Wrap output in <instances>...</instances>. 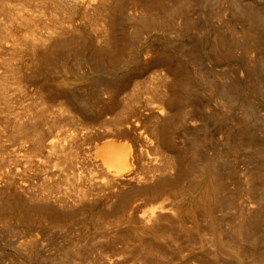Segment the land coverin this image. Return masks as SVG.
I'll return each mask as SVG.
<instances>
[{
  "label": "bare ground",
  "instance_id": "obj_1",
  "mask_svg": "<svg viewBox=\"0 0 264 264\" xmlns=\"http://www.w3.org/2000/svg\"><path fill=\"white\" fill-rule=\"evenodd\" d=\"M19 1L20 0H0V64L1 65L3 64L2 66L4 68L8 69V71L6 70L8 73H9V68L13 69L14 65H13V67H11V66L9 67V65H11V63L8 64L7 58L1 57L5 54L9 53V52H5V51L11 50L10 51L11 53L13 51L15 53H17L19 51L20 52H26L29 55L31 54V58L32 57L34 58V56H32V55L35 54V56H37L36 55V53H38L37 50H39V48H41V47H43L45 49L44 51H47V52L49 50H52V48H50L52 46L51 37H52V35H54V34H51L52 30L54 32L58 31L60 33L64 31V30L60 31L61 29L59 30L58 28H57L58 30H55L52 28L50 29V27L48 26L47 21H46V25L42 26V27H40L39 23H36V24L32 23V25H30V26H32V29H33V24H34L35 29H36V30H34V32L36 34L33 33V31L31 30L30 33L26 32L25 36L21 35L25 31L24 26H23V22H24L23 20H25V18L27 20V17L31 18L33 16V17H36V18H34L35 21L37 19H38L37 21H39V18H41L40 17L41 15H43V18H44V15H46V13L48 14L49 12H48V10H46L48 5L44 7V5L39 4L37 2L39 5L37 7L38 9L34 10L35 8L32 9L30 6H27V3H26L27 0H24L25 3H23V1H22V3H21V1L20 2ZM59 1L62 2V0H55V2H57V3H59ZM90 1L91 0H65V3L68 5H72L73 7L75 6V8H76V6L88 8L87 6H89L91 4ZM124 1H126V0H124ZM197 1L199 3V0H197ZM211 1L217 5L216 9H218V7H219V10H217V12H216V9H214L213 11L216 12L215 13V14H217L216 16L220 17L221 13L223 11L221 9L225 10L227 7L224 5L225 1H226V3L227 2L229 3L230 0L229 1L228 0H202V2H200V4H202V7H204V6L208 5V2L211 3ZM49 2L51 3V1H49ZM188 2H190V1L189 0H177L173 9H170V10H167L166 12H164L165 17L157 15L156 13L150 14V15H148V14L137 15V12H135L136 14H134L133 16H132V14L129 15L131 18L130 21L136 25L137 29H140V28L142 29L144 27V25L145 26H151L153 28L154 26L157 25V23L160 24L159 19H164L163 22H165L168 19H170L175 13L184 14V7ZM17 3L20 4V6H16ZM33 3L35 4V2H33ZM50 3H49V5H50ZM52 3H54V2H52ZM99 3H97V4H99ZM126 3L127 2H125V4ZM129 3H131V2H128V4ZM92 4H94V3H92ZM132 4H130V5H132ZM62 5H63V3H62ZM95 5H96V2H95ZM153 5H156V4H153ZM159 5H161V4H159ZM52 6L50 5L51 8H52ZM125 6H122V7H125ZM168 6H166L167 9H168ZM28 7H30V8H28ZM60 7H61V4H60ZM60 7H58L59 9H57V10L61 12V10L63 8L60 9ZM78 7H77V9H78ZM97 7H100V5ZM110 7H111V5H110ZM129 7L130 6H128V8ZM53 8L51 9L52 11H53ZM86 8H85V11H86ZM82 9H84V8H82ZM91 9H93V8H91ZM104 9H105V7H104ZM106 9H108V8L106 7ZM133 9H136V8H133ZM57 10L55 8L54 11H57ZM68 10H71V9H68ZM231 10H233V11H231ZM58 11H57V13H58ZM71 11H70V14H71ZM99 11H100V9H99ZM229 11H231L232 14H234V13L239 14L240 16H242L244 18L245 25L243 24L242 28L244 26L246 31L248 30L249 32L248 31L247 32L250 33V40H248V44H252V45H256V46H257V44L259 45L258 38H260L259 36L261 35V33L264 29V9L258 8L254 4H244L240 0H231ZM65 12H67V11H65ZM90 12H92V10ZM90 12H89V14H92ZM61 13H59V14H61ZM73 13L74 12H72V14ZM120 13L121 12H119L118 15H120ZM139 13L141 14L140 11H139ZM50 14H48L46 16L50 17L49 16ZM84 14H86V12ZM116 14H117V12H116ZM51 15H54V14L52 13ZM61 15H64V14L62 13ZM124 15L125 14H123V16ZM65 16H67L66 13H65L64 17ZM123 16L121 18H123ZM33 17L31 18L32 22H33ZM80 17H82V16H80ZM84 17H88V16H84ZM91 17H92V15H91ZM93 17H96V16H93ZM100 17H102V16H100ZM47 18H46V20H47ZM69 18L70 17L68 16L67 19H69ZM174 18H175V16H174ZM31 19H30V21H31ZM50 19H52V18H50ZM50 19L48 21H50ZM107 19H108V17H107ZM216 19H218V18H216ZM54 20H52V21H54ZM62 20H63V18H62ZM62 20L60 19V21H62ZM83 20H85V19H83ZM184 20H185V18H184ZM43 21L45 23V20H43ZM187 21L189 22L188 18L186 19V22ZM231 21H235V20L232 19ZM55 22H56V20H55ZM63 22H64V20H63ZM168 22H169V20H168ZM183 22H185V21H183ZM192 22H191V24H192ZM25 23L26 22H24V25H26ZM44 23H43V25H44ZM54 23L52 22L51 25L53 26ZM91 23H94V22H92V18H91ZM123 23L127 24L128 21L127 22L124 21L121 24L123 25ZM171 23H173V21ZM27 24H29L28 21H27ZM57 24L59 25V21ZM97 24H98V22H97ZM97 24H95V25H97ZM99 24H101V23H99ZM117 24H119V23H117ZM161 24H162V22H161ZM184 24L185 23H183L182 26L180 25L177 28V31L179 33H183L190 26V25H184ZM226 24H227V22H226ZM58 25H56V26L58 27ZM63 25H64L63 27H66L65 23ZM69 25H70V23H69ZM78 25H79V23H78ZM22 26H23V31L21 33V30H22L21 27ZM160 26H158V27H160ZM162 26H163V24H162ZM192 26H194V24ZM227 26H228V24H227ZM67 27L69 28L70 26H67ZM223 27H225V26H223ZM26 28L27 27L25 26V29ZM70 28H69V30H70ZM72 28H74V27H72ZM89 28H91V27H89ZM108 28H109V30L113 31L111 26H109ZM132 28H131V30H132ZM101 29H102V27H100L99 30H101ZM117 29H115V30H117ZM126 29H129V28H126ZM220 29H222V28H220ZM225 29H227V27ZM28 30H30V28H28ZM65 30H67V28ZM99 30H98V32H99ZM123 30L124 29L121 27L120 30L118 29L117 31H120L118 34V41L123 42V47H124V46H126V44L131 43L132 36L130 33H126ZM230 30H231V28H230ZM96 31L94 30V32H96ZM239 31H238V33H239ZM243 31L246 32L245 30H243ZM58 32H56L57 35L59 34ZM220 32L222 33V31H220ZM220 32L218 31V32L213 34V36H212L213 38H211V41L209 43L205 44V49L207 48V52L210 51V54L212 56H214V57L217 56V57L222 58V57L226 56L228 52L234 51V48H236V47H234L233 45L230 46L229 45L230 43L228 44L229 39L225 38ZM224 32H226V31H224ZM228 32H231V31H228ZM64 33H66V32H64ZM241 34L242 33H240V35ZM57 35H54V36L56 37ZM235 35L237 37L239 36L237 33ZM244 35H243L242 40L245 41L246 38ZM64 36H66V35H64ZM233 36H234V34H233ZM60 37H62L61 34L59 35V38ZM105 37H104V39H105ZM63 38H65V37H63ZM57 39H58V36H57ZM66 39H64V40H66ZM239 39H240V37H239ZM61 40H62V38H61ZM67 40H69V39H67ZM78 40H79V38H78ZM106 40L110 44L113 45L112 50L117 51V45H118L117 44V37H116L114 31L112 33L108 34V38ZM236 40H237V38H236ZM99 41H101V40H99ZM231 41H233V38L230 40V42ZM238 41H240V40H238ZM75 42H77V41L75 40ZM104 42H106V41H104ZM59 43L61 44L62 42H59ZM80 43H81V41H80ZM232 43L233 42H231V44ZM237 43L235 42L236 45H237ZM60 44H58V45H60ZM97 44L100 45V43H97ZM104 45H105V43H104ZM106 46H108V45L106 44ZM240 46H242V44ZM57 47L58 46L56 45L55 48H57ZM55 48L53 49L54 51L57 50ZM177 48H178V46H177ZM58 49H60V48H58ZM95 50H97V53L95 52V54L99 59L97 64H96V65H99L98 70L100 72H102L103 74H113V73L115 74V72L118 70V68L116 66H114V65L104 66L103 61H100L102 58L101 53H102L103 49L102 48H98V49L96 48ZM237 50H239V49H237ZM245 50L246 49L241 50L242 53ZM159 51H160V49H159ZM159 51L157 53L158 54L157 56H160V57L164 58L166 61H169L172 63V67H169L172 71L171 72L172 74H170V73L169 74L171 76H173L174 80H173V82H170V83L168 82L169 89H168V91H167V89L164 90L167 92V93L165 92L166 94L164 93V91H162L164 93V95L161 94L158 96V93L156 94V92H158L160 89L156 88L155 86L152 88L150 87L151 89L148 88L149 90H145L142 93L140 92V90H138V91L135 90L136 92H133L134 94L131 93V94H133V95H131L133 97H130L129 101L127 102V106L125 107V109L122 110L123 114H121V115L117 114L118 116L116 114H114L116 117H114V116H112V117L107 116L106 117L105 116L106 119L103 118L104 119L103 123L99 120L100 118L96 119V117L94 116L96 122L99 120L100 122L99 121L98 122L102 123V124L101 125L97 124L98 128H96L97 125L95 126V123L93 122L94 126H95L94 128H96V130L93 129V131L90 130L91 128L89 126H88L89 130H87L88 129L87 126H84V127H86V129H85L86 131L84 130V131H80L81 133H78L77 130L80 128L82 129V127L77 126L76 131H72V130H74V128L69 127L71 129V131L67 132V130L68 131L70 130V129H67L68 128L67 126H66L67 127L66 128L65 126L61 125L62 127H65L66 130H62L61 128H58L59 126H57V128L55 130H51L53 127L51 128V126L48 127L49 125H47V127L44 130L45 132H47L49 134L46 138V143H45V140L43 142V141H40L37 139L38 141H40V143L37 141L38 142L37 144H39V145H37V147L43 146V151L45 150L46 151L45 153L46 154L48 153L47 156H49V157L50 156L52 157L53 155L54 156L57 155L59 157V160L62 159L61 161H58V162L64 163V164L60 163L62 166L64 165L63 168L60 165H58V167H57L56 166L57 164H55V163H54V167H57V168L61 167V170L60 169L59 170L61 171V173H65L66 168L69 167V169H70V163H72V160L70 161V159H68L69 156H68V158L67 157L64 158L65 161H67L66 159L69 160V162H68L69 165H68V163L65 164L66 162H64L63 158H62L65 156L64 155L65 150L67 151V149L68 150L71 149V148H67V147H70V145H71L74 147V150H75V148L78 146L76 142L79 143L80 141H82L84 144L87 143L88 146L85 144L87 147H84V150L87 151L89 154H91L94 157V159L96 161L95 164H97V167L99 165V167L97 170L96 165H95V169L97 170V174H95V175L93 173H96V170H95V172H92L91 171L92 169L90 168L91 169L90 171L92 172V175L94 176L95 179L93 178L92 175H89L91 172L88 174L89 169H88V172H86V171L84 172L83 170H82V172L81 171L80 172H81V174L84 172L86 175L91 176V178L94 179V180L91 179V181L93 180L95 185H97L101 188L107 189L108 193H111V194L114 192V190L116 189L117 186H118L117 188H119L121 185H122L121 187H123L124 186L123 184H125V185L130 184L132 188L129 187L130 185H128V187H127L128 189L131 188L132 190H135L137 188L136 190L138 193L139 189H140V188L138 189L139 186L134 188L132 185L135 182L136 183L139 182L141 185V181L144 182L145 180L146 181L148 180L149 186H151L152 184H155V183H156L155 185H157V183L158 184L160 183L162 186H165L168 183L166 181H168L171 178V176L175 177L174 179L182 180L184 182V184H181V185L179 184L180 186L178 187L179 188L178 190L176 189V191L174 190V192L172 190V192H171L170 191L171 189H170L169 190L170 194H169V191L166 189V186L164 187L166 190L162 187L163 188L162 190L160 189V190H158L159 192L153 193L154 189L149 188V186L147 187V185H148L147 183H145V185L147 184L146 186L142 184V186H145L143 188H145V189L149 188L152 192V194H151V192H149L148 189L145 190L146 192L148 191L150 193L149 195L147 194V196H146L147 197L146 200H148V203H146L147 201L145 203L149 207L145 210L139 209V208H141L138 205L140 203L137 204L138 206L136 204L132 205L134 202L132 204H130L132 202L130 200L131 201V202L129 201L130 205L127 202H126V204L122 205L121 202L125 203V201L124 200L120 201V207H121V205H122V207L123 206L126 207L124 212L121 211L124 214L126 213V215L123 214L125 216L124 221H126L127 223L132 222L131 223L132 225L127 226L125 229L122 228L127 233L126 237L128 236L130 239L128 238V241H124V240L121 241L120 240V242L118 240L119 243L116 240H115L116 242L112 241L113 239L108 242L109 244H107V242H104L109 247V250L111 248V250L110 251L108 250L109 252L108 253L106 252V254H104L105 249H103L102 244H100L101 247L98 246L97 244H95V245H97V247H100V249L102 248L104 250L103 251L104 255H103V254H101L102 251L100 252V251H98L99 250L98 248H97L98 250L95 248L98 252H100V253H98L99 255H97V256L100 257V254L102 255L100 257V259H98V260H101L103 262L105 261L106 264H121L122 262L124 264L126 262L125 260H128V259L130 260V258L133 260H131L130 262L127 261L129 264H131L133 262L134 263L138 262V264L139 263L141 264L143 261H144L143 262L144 264H145V262H147V264L148 263L149 264H166L171 260L170 264H174V263L176 264V261H174L172 258L178 257V259L183 264L185 262L187 263L191 260L193 262H195V264H264V116H260V114H259V116H256L255 112H256L257 107H258L256 104L257 102L254 103L255 102L254 101L253 104H252V102L249 103L250 100H249V102H246L248 100L247 98L250 97V96H248V94H250V92H252V91L247 93V98H245V99H247L246 101L243 99L244 97L241 98V95H240L241 94L240 90L243 91V89L245 88L247 90L251 89V90L255 91L256 93L258 92L259 94L264 96V54L261 53L262 52L261 49L259 52L253 53L254 56L249 54V52H248L249 50L247 51L248 53L244 52V55H245V53L249 54V59L246 61L247 66H246L245 71H244L245 78H243V79H246V82L241 84V86L244 85V86H242L243 89L237 88V90L240 89L238 91L240 93H238V92L236 93V94H238V97H239L238 99L235 98L236 94L234 95L232 93V91L230 90L231 89L230 87L232 86L231 84H230L231 85L230 87H229V85H228V87H226L227 86L226 85L225 87L223 86V88H221L222 84L223 85L227 84L226 81H222L223 83H220L221 85L217 86L219 83L216 84V87H217L216 88V87H214L215 83H213V85H214L213 87L216 88L215 89L216 91H218L217 89L221 88L219 91L220 95H222L221 97H225L227 103H229V104L231 103L228 106L225 104L226 102L223 101L225 104V109H222L220 107H221L223 102L220 100H224V99L219 100L220 101L219 103H221V105H220L217 102V98H216V103H217V105L218 104L220 105V107H219V105L218 106L213 105L214 104L212 102L214 100V99H212L213 97L209 98V99H204L203 97H200L201 94L204 92L205 93L206 92L211 93V92H209V89H208L210 84H208L206 82V83H204V85H202V84H200L201 82L200 83L197 82L196 78L198 79V77L195 78L196 75L194 76V71H193L194 67L192 68V65L190 64V62H188V61L185 62L184 61L185 59L178 56V51L176 53V51L174 49L171 51H168L170 54H167L164 52H159ZM191 51L196 52V50H191ZM41 52H43V51L41 50ZM50 52H49V54H50ZM105 53H106V50H105ZM46 54H48V53H46ZM50 55H51L50 57L53 58L52 57L53 54H50ZM54 55H56V54H54ZM57 55H58V53H57ZM176 56H177V58H175ZM246 56L247 55H245V57ZM173 57L175 59H173ZM48 58H49V56H48ZM194 58H196V57H194ZM247 58L248 57H246V59ZM180 59H183V60H180ZM20 61L21 60L19 59L18 62L21 63ZM23 61H22V63H23ZM6 62L8 64V66L6 64L4 65V63H6ZM38 63H40V61ZM118 63L123 64L122 61H119ZM46 64H48V61ZM5 66H7L8 68ZM122 66H124V65H122ZM122 66L119 65V70L122 69L121 68ZM16 67H19V66L16 65ZM169 68L167 69V71H170ZM17 69L18 68H16V70ZM14 70H15V68H14ZM15 71H12V73ZM213 71H215V70H213ZM21 72H22V70L20 71V73ZM161 72H160V74H161ZM12 73H9V74L14 76V74L16 75L19 72L17 73V71H16V73H14V74H12ZM212 73L213 74H211V75H215L214 72H212ZM4 74L5 73L3 72V75ZM163 74H164V72H163ZM201 74H198L197 76H199ZM3 75H1V73H0V77ZM20 75H18V76H20ZM13 76H11V78ZM26 76H27V74H26ZM165 76H164V79L166 78ZM203 76L204 75H201V76H199V78L200 77L205 78ZM22 77H20V78H22ZM153 77L154 76H152L151 78H153ZM160 77H161V75H160ZM14 78H15L14 80H17V81H19V79H20L19 77H18L19 79L17 78V75L14 76ZM157 78H159V76H157ZM1 79H2V77H1ZM3 79H5V77ZM3 79L1 80L2 82H0V86H1L0 88H4V85L6 84L5 83L2 87L1 83H3ZM6 79H7V77H6ZM8 79H10V78H8ZM164 79H161V80L164 81ZM226 79L227 78H225L224 80H226ZM243 79L239 80V81H243ZM10 80H6V82H8ZM155 80H154V78L152 79V81H154V82H155ZM214 80H213V82H214ZM217 80H218V78H217ZM11 81H10V83H11ZM146 81L147 80L145 79L144 82H146ZM149 81H151V80H148V82H146L145 84L152 82V81L151 82H149ZM231 81H229V82H231ZM15 82H14V84H15ZM55 82L56 83H54V84L57 88H61V86H63L65 83V81L62 79L61 80L59 79ZM113 82L114 81L111 79L103 80V81L99 82L95 87H92L90 89L86 88V90L83 89V91H82L83 93L80 94L79 97H77V98L74 94L73 89H71V90L67 89L66 92H67V95H69L71 97L69 101H71L72 99L76 100V101L77 100L82 101V103H84V105L86 107L88 106L90 108H93V110H96L97 113L99 112L98 116H100V113L103 112L104 110H106L105 112L108 111L105 108H110V106H111V108H114V106H113L114 100H115L114 97L116 96L115 90H117L118 88L116 89L113 85V87L115 88V90H113V92H114V97H113L112 89H114V88L110 89V87H112L110 84ZM154 82H152V83H154ZM202 82H204V81H202ZM218 82H220V81H218ZM232 82H234V81H232ZM115 83H113V84H115ZM7 84L10 85L9 83H7ZM205 84H207L208 87L205 86ZM237 84L238 83H236V82L233 83L232 87H235V86L238 87ZM13 85H11L12 87L10 86V88H9L12 91L11 93H13V91H14V90H12ZM16 85H17L16 86L17 88H15V87L14 88L17 91V90H19L18 83ZM52 85H53V83H52ZM117 85L119 86V84H117ZM148 85L152 86L150 84H148ZM157 87H158V85H157ZM239 87H240V85H239ZM145 88H146V86H145ZM214 88H212V90ZM227 88H230V89H227ZM6 89H7V87H5L2 90L6 91ZM78 89L81 92V89L79 87H77V90ZM232 89H234V88H232ZM25 90H27V89H25ZM47 90L49 91V89H47ZM53 90H54V88H53ZM247 90H246V92H247ZM5 91L4 92L1 91V93H5ZM22 91H24V90H21L20 92H22ZM56 91H58V90L56 89ZM56 91H53V93L57 94L58 92L56 93ZM235 91H233V92L235 93ZM20 92H19V94L21 95ZM24 92H22V93H24ZM62 92H63V90H62ZM62 92L60 94H62ZM66 92H63V95ZM75 92H77V91L75 90ZM80 92L78 91L76 93V95ZM162 92H160V93H162ZM219 92H217V93H219ZM11 93H8V94L10 95ZM8 94H6V97H8ZM156 95H157V97H156ZM213 95H214V92H213ZM2 96H3L2 99H6V98H4L3 94H2ZM206 96H207V94H206ZM215 96H214V98H215ZM263 96H261V97H263ZM204 97H205V95H204ZM233 97L236 99V100L233 99L236 101V102L234 101V103L232 101ZM8 98H10V97H8ZM115 98H117V97H115ZM125 98H127V97H125ZM9 100L10 99H8V101ZM5 101L3 103H5ZM16 101L18 102L19 100H16ZM122 101H123V103L121 106L123 108L125 106V105H123L125 103V101L124 100H122ZM256 101H258V100H256ZM3 103H2V105H3ZM6 103H8V102H6ZM4 105H6V106H3L5 108L6 107L9 108L10 106L13 107V104L12 105L10 104V106L7 104H4ZM209 106H211L210 107L211 111H208ZM3 107H1V108L5 110V108H3ZM217 107H219V109ZM17 108H18V106H17ZM2 109H1V111L4 112V110H2ZM10 109H13V108H9V110ZM109 110H112V109H109ZM113 110H115V109H113ZM118 110H119V108H118ZM1 111H0V115H2ZM6 111H7V109H6ZM11 113L14 114L15 113L14 110ZM97 113H96V116H97ZM107 113H109V112H107ZM110 113H116V112L112 111ZM117 113H120V110H119V112L117 111ZM258 113H257V115H258ZM13 114H12V117H13L12 119H14L13 121H15ZM91 114L93 115V112H91ZM105 115H106V113H105ZM109 115L111 116V114H109ZM102 116L103 115H101V117ZM17 117H20V116H17ZM41 117L39 116V119L35 118L34 120H32V118H31V120L33 121L34 124L36 122V125H37V121H35V120L37 119L39 121L41 119ZM16 120H18V121H17V123L15 122L14 124H19V122L21 124L24 121V117L22 119V115H21V117L16 119ZM47 120H46V122H47ZM13 121H11V122H13ZM32 121L31 122L28 121V122H29V124L30 123L32 124V125L30 124L31 126H35L32 123ZM11 122L9 124H11ZM24 123L26 124L27 122L24 121ZM44 123H45V121H44ZM47 123H49V121ZM25 124H23V125L26 126ZM86 124L89 125L88 123H86ZM92 124H91V126H93ZM7 125H8V123H7ZM23 125H19V127H21ZM27 126L24 128L22 127V128L25 129V128H27ZM12 127H15V126L13 125ZM19 127H15V128L16 129L18 128L20 130ZM3 128H5V127H3ZM3 128L0 130V133L3 132ZM33 128L31 127L30 129L33 130ZM30 129H28V130H30ZM19 130H16V131H19ZM32 130H30V131L32 132ZM12 131H13V129H12ZM20 131L22 132V129ZM4 132H5V130H4ZM6 132H7V129H6ZM6 132H5V134H6ZM31 132H29L30 133L29 140L31 139ZM53 132H54L55 136H52L53 134H51V133H53ZM19 133L20 132H18V134H16L17 136H14V137L12 136V137L13 138H15V137L21 138V136H19ZM3 134L4 133H1L2 136H6ZM11 134L13 135V133H11ZM11 134L8 133V135H11ZM25 134H27V131H24V134H23L25 136V138L22 135L24 140L23 139L20 140L18 138L13 139V138H10L11 136L8 137L9 139H12L11 141H9L7 136L4 139L0 138V145L2 142L1 140L8 141L9 143L11 142L10 145L7 142H5V144L3 142L2 143L3 145H1L2 147H1L0 151H2L3 153L0 154V176L2 178H4V180H3L4 187H8V188H9V186L15 187V189L17 190V191L15 190V191L19 195H23V193H27V192H28L27 194H29L28 189H32V188H30L28 183L29 182L34 183L33 181H30L31 176L29 177L28 174L25 176L24 173L21 174L22 171L25 172L28 169L26 167L27 165L24 166L23 164H21L24 159L21 161V159H19L20 156L18 155V153L21 151V149L26 148V145L28 142H30V141L32 142L34 140V136H32V140L28 141L29 135L27 136V139H26ZM36 134H37V132L34 133L33 135H36ZM6 138H7V140H5ZM36 138H39V137H36ZM25 141L27 142L26 145H25ZM31 142L28 144L30 145ZM33 142H35V140ZM42 143H44V144L42 145ZM73 143L74 144L76 143L75 144L76 147H75V145H73ZM13 144H16L17 146L16 145L12 146ZM32 145L36 146V143H34ZM79 145H81V144H79ZM9 146H12V149L10 148V150L7 151ZM37 147H36L37 150L32 148V149H34L33 151H35L36 153H38V151L41 152L42 147H40L41 148L40 150ZM73 147H72V149H73ZM28 148H29V146H28ZM28 148H27V150H29L30 152L29 151H27V152H28V155L30 156V154H32V152L30 150L31 148H29V149ZM80 148L82 151V148H83L82 145L80 146ZM72 149L69 150L68 153L70 154V157H71V154H74L72 156L75 157V153H76V157L74 158L75 160L73 159V157H71L74 160L73 161V164H74V162L77 163L76 162L77 157L82 158V156H81L82 154L81 155L77 154L78 150L74 153L72 151ZM77 149H79V146ZM164 149L166 151H168V149H169L170 150L169 153L164 152L163 151ZM244 151H245L246 155H245V153H243ZM68 153L66 152V155H68ZM79 153H80V151H79ZM46 154L43 153L41 155L44 156ZM61 154L64 156L61 157ZM242 154L247 156V159L249 160V162H247V160L245 161V159H244L245 156H242V157H243L244 161L247 162L246 164H249V166H247L246 170L243 171V174L238 175V177H234V178H237V180H236L237 184L235 181H234L235 183L233 182V184H231L232 180L229 181L230 182L229 184H231V187H230L227 184L228 183L227 180L230 178L234 179L233 177H231V175L233 176V175H236L238 173L234 169L235 168L237 169L238 165L236 164V162L238 163L237 160L240 159L239 156ZM24 155H25V152H24ZM33 155H34V152H33L32 156ZM37 155H40V153H38ZM78 155H80V156H78ZM91 155H88V156H91ZM21 156L24 158L27 155L23 156V153H22ZM29 156L27 158L26 157L25 158L26 159L29 158V161L32 160L31 162H33L34 160L32 158L35 155L33 157L32 156L29 157ZM47 156H45L44 158L48 159ZM58 157H57V159L53 158V162H56L58 160ZM93 157H92V159H93ZM35 158H36V156H35ZM44 158L43 157L41 158L44 161L43 163L41 162L42 160L40 161L42 163V165H44V163H45ZM88 158H87V161H88ZM37 159H38V156H37ZM49 159L52 160V158H49ZM54 159H55V161H54ZM82 159H85V158H82ZM82 159H81V162H83ZM243 159H242V161H243ZM78 160H80V159H78ZM89 160H90V158H89ZM93 161L91 160L92 163H90V166H91V164H93V166H94ZM24 162H26V160ZM47 163H48V165H46V166H49V164H50V167L53 166L52 162H50V163L47 162ZM30 164H28V166H30ZM86 164H87V162H85V165ZM65 165H68V166H65ZM77 165H80V166H78V168L81 167V164H77ZM82 165H84V164H82ZM88 165L89 164H87V166H83V167L88 168ZM234 165L235 166L237 165V167L234 168ZM12 166H15V167L21 166V168L20 169L17 168L15 170V168ZM75 166H76V164L71 167V170L73 167L75 168ZM74 168H73V172L72 171H70V172L73 173V176L75 175L74 176V179H75L78 177V175L76 176V174L78 172L75 173V171H78L79 169L77 167L76 168L78 170H76ZM85 168H83V169L85 170ZM21 169H23V170H21ZM69 169H67V170H69ZM241 169H239V170H241ZM17 170H20V171L17 172ZM243 170H244V168H243ZM62 171H64V172H62ZM80 172L78 174H80ZM59 173H58V175H59ZM23 175L25 176L24 180H23ZM55 175H56V173H54V176ZM62 175L64 176V174H62ZM62 175H59V176H62ZM68 175H69V171H66L65 176L68 177ZM167 175H171L170 178ZM71 176H72V174H71ZM79 176H80V177H78L79 179L77 178L79 181L82 178L86 177V176L83 177V174L79 175ZM55 177H57V176H55ZM66 178L64 177L63 179H66ZM58 179H60V178H58ZM74 179L71 180L70 175H69V181L70 180L73 181ZM174 179L173 180L171 179L170 181L175 182L176 180H174ZM20 180H23L26 184L23 182L21 184ZM82 180H81V182H83ZM53 181H55V180H53ZM64 181L62 179L60 180V182H64ZM86 181H85V183H86ZM150 181L151 182L153 181V183H151ZM182 181H180V183ZM36 182L33 185H36ZM47 182H49V180ZM55 182H53L52 184H54ZM58 182H59V180H58ZM58 182H56V183H58ZM74 182L79 187L80 184L77 183L78 181L77 182L73 181L70 184L75 185ZM161 182H166V183H165V185H163ZM172 182H171V184H172ZM177 182L178 181H176L175 186H176V184L179 183V182L178 183ZM50 183H51V181H50ZM81 184H83V183H81ZM91 184L89 182V185H91ZM119 184H121V185L119 186ZM171 184L170 185L168 184L167 186L173 187L174 184L173 185H171ZM235 184L238 186L237 191L234 190V188H233L234 186H236ZM55 186H54V188H52V186L48 187V188H52L53 190L55 189V191L57 192L58 189H56L57 186L56 187ZM75 186H74V188H75ZM80 186H82V185H80ZM142 186H141V188H142ZM82 187H79V188H81L83 190ZM89 187H91V186H89ZM89 187L87 186L88 190H89ZM76 188H77V186H76ZM152 188H154V187H152ZM155 188H157V187H155ZM158 188H160L159 185H158ZM2 189H4V188H2ZM85 189H84V191H85ZM87 189H86V191L89 193L90 190L88 191ZM131 189H130V191H131ZM157 189H155V190H157ZM42 190H45V189H42ZM82 190H81V192H84ZM30 191H32V190H30ZM123 191H124V188H123ZM126 191H128V190H125V193H127ZM135 191H134V193H135ZM142 191L144 192V190H142ZM164 191H166V192L168 191V196L166 195L167 193H165ZM0 192H1V195L4 193V191L2 192L1 190H0ZM43 192L44 191H42L41 193H43ZM77 192L81 193L80 191H77ZM85 192H84V194L81 193L78 196L83 195L82 197H84ZM79 193H76V194H79ZM120 193L121 192H119V194ZM13 194H14V192H13ZM44 194H47V192L46 193L44 192L43 195ZM127 194L130 195V192ZM32 195H33V193H31V196ZM125 195H123V196H125ZM132 195H135V194H132ZM132 195H130L131 198H129V199H133ZM137 195H140V194H137ZM16 196H15L14 200H17ZM34 196L36 197V195H34ZM115 196H116V194L114 195V197ZM123 196H121V197L123 198ZM4 197H6V196H4ZM17 197H20V196H17ZM26 197H28V196H26ZM42 197H38L36 199L39 200V198H42ZM47 197H49V196L47 195ZM112 197H113V195H112ZM139 197H137V199ZM140 198H142V196ZM45 199H46V196H45ZM45 199L42 200V202L40 200L41 203L37 202V200L35 201L37 203H35V202L34 203L36 204V206H37V204H44L45 202L43 203V201L47 202V200H45ZM1 200L4 202L6 201V199L3 200V198ZM31 200L33 201V199H31ZM115 200L117 203L118 197ZM115 200H114V202H115ZM125 200H127V199H125ZM135 200H136V197H135ZM142 200H141L140 206L144 203V200H143V203H142ZM20 202L22 205L20 207H22V208L20 211H18V213L20 212L19 214H21L23 212L21 214L23 216V217H21V219L23 218L24 222L25 221L28 222L27 226L29 228H32L34 225L39 224L40 222L45 220L44 217H42V215L39 216V215L33 214V212L34 213L37 212L36 211L37 208L27 206L21 200H20ZM145 203L143 204V206L145 205ZM149 203H151V204L148 205ZM9 204L10 203H8L6 205H8L10 207ZM127 204L129 206H125ZM46 205H47V203H46ZM118 205H116V206H118ZM3 206H1V207H3ZM8 206H6V207L11 211V208H9ZM15 206H16V204H15ZM40 207H42V206H39L38 208H40ZM113 207H115V205H113ZM45 208L43 210L44 213H45ZM121 208H120V210H121ZM40 210H42V209H40ZM118 210L119 209H117L116 212H118ZM120 210H119V212H120ZM10 211H8L7 213L11 214ZM16 211H17V209H16ZM111 211H113V210H111ZM42 212H40V214ZM47 212L49 213L47 215H49V216L51 215L50 219H51L52 215H54V213H56L53 211V209L48 210ZM97 212L99 213V211H97ZM97 212H95L93 214L96 215ZM103 212L104 211H102V212L100 211V213H102V214L105 213V216H106L107 211L104 213ZM7 213H4L5 217H6ZM44 213H42V214H44ZM109 213H110V211H109ZM116 214L117 213H115L114 215L112 214L113 216L111 217V220L114 218V216H117ZM120 214L122 215V213H120ZM12 215H13V213H12ZM55 215L53 217L57 218V216H55ZM60 215H58V217H60ZM49 216L47 218L50 221ZM110 216L111 215H109V217ZM91 217H93V216H91ZM100 217H102V216H100ZM100 217H99V219H100ZM104 217H102V219ZM107 217H108V215H107ZM119 217H116V218H118V220H119ZM11 218H13V217H11ZM97 218H98V216H97ZM35 219H37V220H35ZM102 219H101V222H102ZM106 219H108V218H106ZM120 219L122 220L123 218L121 217ZM9 220H5V221H9ZM58 220L62 221L60 219H58ZM94 220H95V218H94ZM97 220H95V222H97ZM118 220L116 223L119 224ZM21 221H23V220H21ZM52 221H55V220L51 219V222ZM115 221H112V222L115 223ZM46 222H47V220H46ZM108 222L112 223V222H110V220H107V223ZM57 223H58V221L55 223L57 225V226L55 225V228L57 227V229H58ZM104 223H106L105 219H104ZM40 224L42 225V227H43V225L44 226L46 225V224H42V223H40ZM47 224H48V222H47ZM65 225H67V224H65ZM107 225H109V224H107ZM113 225L114 224L112 223V226ZM59 226L61 227V225H59ZM110 226H111V224H110ZM124 226H126V224ZM16 228H18V230L21 231V227H20V229H19V227H16ZM43 228H47V227H43ZM52 228H54V227H52ZM122 229H119V230H122ZM50 230H51V228H50ZM116 230H118V229L116 228ZM116 230H114L113 232L111 230H108V232L110 231L113 233L110 235L109 239H111L113 236H115V238L117 239L116 235H118V232ZM60 231H62V228ZM51 232L49 231V233H51ZM57 233L60 234L59 232H57ZM109 233H108V235H109ZM43 234H45V232H43ZM114 234H116V235H114ZM121 234H123L122 236L125 237L124 232ZM51 235H52V233H51ZM68 235H69V233L67 232V237H68ZM76 235H77V233H76ZM103 235L108 236L105 233ZM50 236H49V238H50ZM70 236L71 235H69V237ZM79 236H80V234H79ZM44 237H46V234L43 237H40V240H41V238H44ZM64 237H62V238L60 237L61 240ZM105 237L102 236L101 240L104 241L103 240V238H104L107 241V239ZM126 237L124 239H127ZM49 238H47L48 241H49ZM70 238H69V240L71 241L72 237H70ZM25 240H26V238H24L23 241H16V245H15V249H17V251H18L17 253L22 254L23 261L15 259L14 262H6L7 259H5V258L7 256V252H5L2 248V246L0 245V264H34V259L39 258L38 256L43 254V252L45 251L44 250L43 252H41L42 249H40V248H43L44 245L41 243V241H39V238H38V241L37 240L36 241H29L28 239H27L28 241H25ZM43 240H45V238ZM51 240H52V238H51ZM54 240H52V242ZM63 240L66 241L65 239H63ZM73 240H74V238H73ZM75 241H77V240H75ZM75 241H74V243H75ZM13 242H15V241H13ZM94 242H95V240H94ZM7 243H8V241H7ZM7 243L4 244V246L5 245L8 246ZM74 243H72V245ZM116 243L119 244L120 246L122 244L121 248H123V251L125 250L124 253L127 251V255H129L128 254V252H129L131 254L130 255L131 257L130 256L126 257L127 256L126 254H125V256H121L122 254L121 255L117 254V253H119L117 251L121 252L122 250L121 249L118 250V248H116L117 249V251H116L113 249V245L114 244L116 245ZM82 245H85V244H82ZM82 245H80V246H82ZM92 246L94 248V245H92ZM92 246H90V247H92ZM58 247H60V246L58 245ZM70 247H71L70 245H69V247L67 245V248L70 249ZM83 247L84 246H82V250H83ZM108 247L106 248V250L108 249ZM64 248H65V250H68V249H66V246ZM85 248H86V246H85ZM62 249H63V247L61 248V251L63 252L64 249L63 250ZM75 249H76V247H75ZM79 249H81V248H79ZM79 249L76 252L72 251L73 250L72 249L71 251L73 252V255H75L77 252H80ZM112 249L114 251H116V254H114V251ZM133 249L139 250V251H137V253L139 252V254H136L137 256L136 255L132 256L133 253L135 252V250H133ZM182 249L186 253L184 252L182 254L181 253ZM54 250H55L54 252H56L57 248ZM82 250H81V253H78V254L81 255ZM91 251L94 252V250H91ZM91 251L88 250V253L89 252L91 253ZM51 252L53 253V251H51ZM72 252H71V254H72ZM74 252H75V254H74ZM84 252H86V249L83 251V253ZM39 253H41V254H39ZM94 253L97 254L96 252H94ZM160 253H162L164 256H160L161 255ZM46 254H47V252H46ZM64 254L66 255V252L63 253L62 255L64 256ZM71 254H70V256H71ZM86 254H87V252H86ZM48 255H49V253L47 254V256ZM77 255H76L77 260L75 259L76 261H74V259H73V262H71L70 261V258L72 259V256H71L69 258V260L67 258L68 262L70 261V264H72V263L73 264H81L80 262H78V259L80 257L78 255V258H77ZM90 255H92V253ZM33 256H34V259H33ZM47 256H46V258H47ZM51 256H54V255H50V257ZM68 256L69 255L65 256V259ZM87 256H88V254L85 257H87ZM44 257H45V255H44ZM50 257H48V258H50ZM58 257L59 256H57V258H55V259L57 260L60 258V257L59 258ZM99 257H97V258H99ZM73 258H74V256H73ZM90 258L92 259V256ZM97 258L93 257L94 260L90 259V261L94 262ZM186 258L191 259V260L186 261ZM39 259H42V257H40ZM39 259H37V260H39ZM178 259H176V260H178ZM54 260L51 262L52 264H53V262H55ZM62 260H64V257ZM62 260L59 259V261L58 260L57 261H58V263L60 262V264H61ZM85 260H87V258H85ZM98 260H96V261L98 262ZM140 260L142 262H139ZM172 260L174 261V263L172 262ZM41 261L39 263H41ZM79 261H81V259ZM83 261H81V262H83ZM88 262H89V260H88ZM47 263H50V262H47ZM63 263L64 264L67 263L66 260L63 261ZM90 263H88V264H90ZM55 264H56V262H55ZM83 264H85V263H83ZM86 264H87V262H86ZM98 264H100V263H98ZM189 264H190V262H189Z\"/></svg>",
  "mask_w": 264,
  "mask_h": 264
},
{
  "label": "rangeland",
  "instance_id": "obj_2",
  "mask_svg": "<svg viewBox=\"0 0 264 264\" xmlns=\"http://www.w3.org/2000/svg\"><path fill=\"white\" fill-rule=\"evenodd\" d=\"M21 1V3H22V1H23V3H25V1L24 0H20ZM19 1V2H20ZM49 1H51V3L52 2H54V3H50ZM92 1V2H91ZM90 1V5L89 6H87L88 8H86V7H78V6H76V8H75V6L73 7L72 5H68V4H66L65 3V0H62V2L61 1H59V3H57V2H55V0H27L26 1V3H27V6H30L32 9H34V10H36V9H38L37 7L39 6L38 5V3L39 4H42V5H44V7L45 6H47V9L46 10H48V14H50L51 12L56 16H54V15H49L50 17H48V16H46V15H48L47 13H46V15H44V18H43V15H41L40 17L42 18H39V21H35L34 20V18H36V17H33V22H32V17L30 18V17H27V20H26V18H25V20H23L24 22H26L25 24L26 25H24V22H23V26H24V32L22 33V31H23V26L21 27L22 28V30H21V35H24L25 36V34H26V32H29L30 33V31L32 30L33 31V33H35L34 32V30H36L35 29V26H34V24H36V23H39L40 24V27H42V26H45L46 25V21H47V24H48V26L50 27V29L52 28V29H55V30H60V31H63V32H58V31H53L52 30V32H51V34H54V35H57V33L56 32H58L59 34L57 35L58 36V39H57V36L55 37L54 35H52V37H51V40H52V46L50 47V48H52V50H49L48 52L47 51H44L45 49L43 48V47H41V48H39V50H37V52L38 53H36V55L37 56H35V54L34 55H32V56H34V58L32 57L31 58V54L29 55V54H27L26 52H17V53H15L14 51L11 53L10 51H5V52H9V53H7V54H5V55H3V56H1L2 58L3 57H5V58H7V60H8V64H10L11 63V65H9V67L11 66V67H13V65H14V68H15V70H16V68H18L16 71H17V73L18 74H16L17 75V78L19 77H22V78H18L19 79V81H17V80H14L15 78H14V76H16L14 73H16V71L14 70V68L12 69V68H9V73H12V71H15V72H13L12 74H14V76L13 75H11V74H9L7 71H8V69H6V68H4L1 64H0V73H1V75H3V72L5 73L3 76H1L2 77V79L5 77V79H3V83H1V85H2V87H3V85H4V88L5 87H7V89H6V91L5 90H2V89H4V88H0V90L2 91V92H4L5 91V93H1V91H0V108L1 107H3V106H6V105H4V104H7V105H9L10 106V104L12 105L13 104V107L12 106H10L9 108H13V109H10L9 110V108H5V107H3V108H5V110L4 109H2V110H4V112L6 111V109H7V111L9 112H3V111H1V109H0V111H1V113H2V115H0V130L3 128V127H5L6 129H7V132H6V129L5 128H3V132H1V133H4L3 135H6L7 136V138L8 137H10V138H13L14 136H17L16 134H18V132H20L19 133V136H21V138L19 137H15V138H13V139H16V138H18V139H23L24 140V138H25V136L23 135L24 134V131H27V134H25L26 135V139H27V136L29 135V137H28V141H30V140H32V136H34V140H35V142H31V144L29 145L28 143H30V142H26L25 141V145H26V143H27V145H26V148H23V149H21V151L19 152L21 155H22V153H23V156H25V155H27V156H25L26 158L29 156L28 155V152L27 151H29V150H27V148H28V146H29V148H31L30 150H31V152H32V154H33V152H34V155L36 156V158H35V156L33 157L32 156V154H30V156H32L31 158L34 160L33 162H31V161H29V158L28 159H26L25 157L23 158L19 153H18V155L20 156V158L19 159H21V161H22V163L21 164H23L24 166L25 165H27L26 167H27V171H25V172H21V174L22 173H24V175L26 176L27 174L29 175V177L31 176V180L30 181H33L34 183H28L29 184V186H30V188H32V189H28V191H29V194H27V193H23V195H19L16 191V189H15V187H12V186H9V188L8 187H4V182H3V180H4V178H2L1 176H0V190L3 192L4 191V193L1 195V192H0V207L1 206H3V207H1L0 208V245L2 246V248H3V250L5 251V252H7V256H6V258L5 259H7L6 260V262H14L15 261V259H17V260H20V261H23V256H22V254H18L17 252V249H15V245H16V241H23L24 240V238H26V240L25 241H28L30 238V240L29 241H38V238H39V241H41V243L44 245L43 246V248H40V249H42L41 250V252H43L44 250V252H43V254L45 255V257H44V255L43 254H41V253H39V254H41V255H39L38 257L40 258V257H42V259H39V258H35L34 259V256H33V259H34V264H50L55 258H57V256H61L63 253H65L66 252V255L64 254V256L62 255L59 259L60 260H62L63 259V257H64V260H62L61 261V264H64L63 263V261H65L66 260V262L67 263H65V264H70V261L71 262H73V259H74V261H76L77 259H76V255L78 254V253H81V250H82V246H84L83 247V250H82V254L80 255V254H78L79 255V259H78V262H80L81 264H83V263H85L86 264V262H87V264L88 263H92V264H98V263H100V264H106L105 263V261L103 262V261H101V260H98V259H100V257L102 256L101 254H103V249H105V253L104 254H106V252L108 253L110 250H111V248H110V250H109V247L104 243V242H107V244H109L108 242L110 241V240H112V241H117L118 242V240H119V242H120V240L121 241H128V236L126 237V235H127V233H126V231L125 230H123L122 228H126L127 226H129V225H132L131 223L132 222H129V223H127L126 221H124L125 220V216L124 215H126V213L124 214L123 212H124V210H125V208L126 207H122V205H124V204H126V202L129 204L131 201V203L130 204H132L133 202V204L132 205H134V204H138V203H140L141 204V200L143 199L144 200V203L146 202V203H148V200H146V196H147V194L149 195L150 193L149 192H151V190L149 189V188H151V189H154V192L153 193H155V192H159L158 190H162L165 186H166V189L169 191L170 189V191L172 192V190H173V192H174V190L176 191V189L178 190L179 188V186L181 185V184H184V182L182 181V180H177V179H174L175 177H172L171 175H167V176H169V178H170V176H171V178L168 180V181H166V182H168L166 185H165V183L166 182H161L163 185H165V186H162L160 183L158 184L157 183V185H155V184H152L151 186H149V182H148V180L146 181H141V185H140V183L139 182H135L132 186L134 187V188H136V187H138V189H139V192L137 193V188L135 189V190H132L131 188V185L130 184H127V185H125V184H123L126 188L128 187V185H130L129 187H131V188H125L124 186L123 187H121L122 185L121 184H119V188H117L116 187V189L114 190V192L111 194V193H108V190L107 189H104V188H101V187H99V186H97V185H95L94 184V176L92 175V172H95V165H96V168H97V170H98V167H99V165H98V167H97V164H95L96 163V161H95V159H94V157L91 155V154H89L87 151H85L84 150V147H87L88 146V144L87 143H83L82 141H80L79 143L78 142H76L77 143V145L79 146V149H77L78 148V146L76 147V143L74 144L73 143V145H75V150H74V147L73 146H71L70 145V147H67V148H71L72 149V147H73V149H72V151L75 153L77 150V154H82L81 156H82V158H85V159H82V158H78L77 157V160L78 159H80V160H76V162L77 163H75L74 162V164H73V161L75 160L74 158L76 157V153H75V157L74 156H72V155H74V154H71V157H73V159L70 157V154L68 153L69 152V150H71V149H67V151L65 150V153H64V155H62L61 154V157L62 156H64V157H62L63 158V161L64 162H66L65 164H67L68 162H69V160L68 159H70V161L72 160V163H70V169H69V167L68 168H66V170H65V173H66V171H69V175H70V179L72 180V179H74V176H73V168H72V170H71V167L73 166V165H75L76 164V166H75V168L74 169H76V170H78V171H75V173L76 172H82V170L85 172H88V169H89V172H88V174L89 175H92L93 176V178H91V176H89V175H86L84 172L82 173L83 174V177L84 176H86L85 178H80L83 182H81V180L79 181L78 179V177H80L79 175H82L81 174V172H80V174H76V176L78 175V179L77 178H75L73 181H78L77 183H79L80 185H82V186H80L79 185V187H82L83 188V190L81 189V188H79L78 187V185L75 183V185L77 186V188H76V186L75 185H71L70 183H72L73 181H69V175H68V177L67 176H65V173H61V167L60 166H62L61 164H64V163H59L58 161H61V160H59V157L56 155V156H47V154L45 153L46 151L44 150L43 151V146H40V147H42V150H41V152L40 151H38V153H40V155L41 154H46V155H37L38 153H36L35 151H33L34 149L35 150H37L36 149V147H37V145H39V144H37L38 142L40 143V141H43L44 142V140H45V143H46V138H47V136L49 135L47 132H45L44 130H45V128L47 127V125H49L48 127H50L51 126V128L53 127H55L54 129L52 128L51 130H55L56 128H57V126H59L58 128H61L62 130H66V128L67 129H70L69 127H72V128H74V130H72V131H76V129H77V126L78 127H82V129L80 128V129H78L77 131H78V133H81L80 131H84L85 129H86V127H84V126H87V130H89V127L91 128L90 130H92L93 131V129L94 130H96V128H98V125H101L103 122H104V119H106V117L108 116V117H112V116H114V117H116L114 114H119V115H121V114H123V109H125V107L127 106V102L129 101V99H130V97H133V96H131V95H133L134 93L133 92H136L135 90H140V92L142 93V92H144L145 90H149V89H151L152 87H156V88H159L158 90V92H156V94L158 93V96L159 95H161V94H163L164 95V93L166 92V91H164L165 89H167V91H168V89H169V84H168V82L170 83V82H173V76H171L170 74H172L171 72V69L169 68V67H172V63L171 62H169V61H166L164 58H162V57H160V56H157L158 54V51H159V49H160V51L159 52H164V53H167V54H170L168 51H171V50H175L176 51V53H177V51H178V56H180L181 58H184L185 60V62L186 61H188V62H190V64L192 65V68H193V71H194V76H195V78L196 77H198V79L196 78V80H197V82L198 83H200V84H202V85H204V83H208V84H210L209 85V87L207 86V84H205V86H207L208 87V89H209V92H211V93H202L201 94V96L200 97H203L204 99H209V98H212V99H214L212 102L214 103H212L213 105H217V103H216V98H217V102L219 103L220 101H224V102H226L225 104L226 105H230L229 103H227V101H226V98L225 97H221L222 95H220V89L221 88H223V86L225 87L226 85V87H228V85H229V87L232 85L233 86V83H238L239 85H240V87H239V85L237 84V86L238 87H230V88H227V89H230L231 91H232V93L235 95L240 89H238L237 90V88H241V89H243V87L242 86H244V85H242L241 86V84L242 83H244V82H246V79H243V78H245V75H244V71H245V68H246V66H247V60L249 59V54H251V55H253L254 56V54L253 53H256V52H259L260 51V49H261V53L262 54H264V29H263V31H262V33H261V35L259 36L260 38H258V43H259V45L257 44V46L256 45H252V44H248V40H250V33H248L247 31H246V29H245V27L243 26V28H242V25L244 24L245 25V21H244V18L242 17V16H240L239 14H236V13H234V14H232V12L231 11H233V10H231V11H229V7H230V4H231V0L229 1V3L227 2L226 3V1H225V6H227L226 7V9L224 10V9H221V10H223L222 11V13H221V16L220 17H218V16H216L217 14H215L216 12H217V10H219V7H218V9H216L217 8V5L215 4V3H213L212 1H211V3H209L208 2V5L207 6H204V7H202V4H200V2H202V0H199V3H198V1L196 0H189L190 2H188L186 5H185V7H184V14H182V13H175L170 19H168L169 20V22H168V20L167 21H165V22H163L164 21V19H159V23L160 24H158L157 23V25L156 26H154L153 28L151 27V26H145L144 25V27L141 29H137V27H136V25L135 24H133L130 20H131V18H130V16L129 15H131L132 14V16L134 15V14H136L135 12H137V15H142V14H148V15H150V14H154V13H156L157 15H160V16H164L165 17V13L164 12H166L167 10H170V9H173V7L175 6V3L177 2V0H126V1H124V0H91ZM109 1V2H108ZM240 1H242L244 4H254V5H256L258 8H261V9H264V0H240ZM33 2H35V4L33 3ZM38 2V3H37ZM47 2V3H46ZM95 2H96V5L97 6H99L100 5V7H97L96 5H95ZM100 2V3H99ZM125 2H127L126 4H125ZM128 2H131V3H129L128 4ZM153 2V3H152ZM155 2V3H154ZM159 2V3H158ZM16 3V2H15ZM44 3V4H43ZM49 3H50V5L52 6V8H53V11L55 10V8H56V10L57 9H59L58 7H60V4H61V7H60V9H62L61 10V12L65 15V13L67 14V16H65L64 17V15H61L62 13L60 12V11H58V13H57V11H52L51 9V7H50V5H49ZM62 3H63V5H62ZM92 3H94V4H92ZM97 3H99V4H97ZM120 3V4H119ZM122 3V4H121ZM133 3V4H132ZM30 4V5H29ZM35 6H34V5ZM37 4V5H36ZM46 4V5H45ZM57 4V5H56ZM130 4H132V5H130ZM144 4V5H143ZM148 6H147V5ZM151 4V5H150ZM153 4H156V5H153ZM159 4H161V5H159ZM57 7H56V6ZM108 5V6H107ZM110 5H111V7H110ZM126 5V6H125ZM168 6V9H167V7L166 6ZM215 5V6H214ZM16 6H20V4H18L17 3V5ZM65 6V7H64ZM67 6V7H66ZM71 8H70V7ZM103 6V7H102ZM119 6V7H118ZM122 6H125V7H122ZM128 6H130L129 8H128ZM156 6V7H155ZM160 8H159V7ZM224 6V7H225ZM30 7H28V8H30ZM73 7V8H72ZM77 7H78V9H77ZM96 7V8H95ZM102 7V8H101ZM104 7H105V9H104ZM106 7L108 8V9H106ZM118 9H117V8ZM132 7V8H131ZM50 8V9H49ZM82 8H84V9H82ZM85 8H86V11H85ZM91 8H93V9H91ZM115 8V9H114ZM121 10H120V9ZM133 8H136V9H133ZM143 8V9H142ZM45 9V8H44ZM43 9V10H44ZM68 9H71V10H68ZM76 11H75V10ZM88 9V10H87ZM96 9V10H95ZM99 9H100V11H99ZM117 9V10H116ZM214 9H216V12L215 11H213ZM81 10V11H80ZM83 10V11H82ZM92 10V12H90ZM95 10V11H94ZM126 10V11H125ZM65 11H67V12H65ZM70 11H71V14H72V12H74L72 15L70 14ZM90 13H92V14H89V12ZM107 11V12H106ZM111 13H110V12ZM128 11V12H127ZM139 11L141 12V14L139 13ZM56 12V13H55ZM65 12V13H64ZM81 12V13H80ZM86 12V14H84ZM97 12V13H96ZM105 12V13H104ZM115 12V13H114ZM116 12H117V14H116ZM119 12H121L120 13V15H118L119 14ZM124 12V13H123ZM130 12V13H129ZM231 12V13H230ZM59 13H61V14H59ZM127 13V14H126ZM34 14V13H33ZM70 14V15H69ZM89 14V15H88ZM96 14V15H95ZM100 14V15H99ZM102 14V15H101ZM123 14H125L124 16H123ZM224 14V15H223ZM232 14V15H231ZM35 15V14H34ZM91 15H92V17H91ZM117 15V16H116ZM127 15V16H126ZM224 17H223V16ZM231 15V16H230ZM53 16V17H52ZM68 16L71 18H69V19H67L68 18ZM80 16H82V17H80ZM84 16H88V17H84ZM90 16V17H89ZM93 16H96V17H93ZM100 16H102V17H99ZM104 16V17H103ZM120 16V17H119ZM123 16V18H121ZM174 16H175V18H174ZM233 16V17H232ZM48 17V18H47ZM107 17H108V19H107ZM31 19V21H30V19ZM46 18H47V20H46ZM50 18H52V19H50ZM62 18H63V20H64V22H63V20H62ZM85 19V20H83V19ZM91 18H92V22H94V23H91ZM94 18V19H93ZM184 18H185V20H184ZM188 18V20H189V22L187 21L186 22V19ZM216 18H218V19H216ZM224 18V19H223ZM29 19V20H28ZM50 19V21H48ZM56 20V22H55V20ZM60 19L62 20V21H60ZM89 19V20H88ZM104 19V20H103ZM173 19V20H172ZM235 20V21H231V20ZM43 20H45V23H44V21ZM52 20H54V21H52ZM59 21V25L57 24L58 23V21ZM95 20V21H94ZM107 20V21H106ZM109 20V21H108ZM119 20V21H118ZM193 22H192V21ZM229 20V21H228ZM27 21H28V23L29 24H27ZM67 21V22H66ZM84 21V22H83ZM127 22L128 21V23L125 25L124 23H123V25L121 24L122 22ZM173 21V23H171ZM183 21H185V22H183ZM219 21V22H218ZM44 23V25H43V23ZM51 22V23H50ZM52 22L55 24H53V26L51 25L52 24ZM97 22H98V24L99 23H101V24H97ZM121 22V23H120ZM161 22H162V24H163V26H162V24H161ZM191 22H192V24H191ZM226 22H227V24H228V26H227V24H226ZM32 23H34L33 24V29H32V26H30V25H32ZM65 23V25H66V27H63L64 24ZM69 23H70V25H69ZM73 23V24H72ZM78 23H79V25H78ZM87 23V24H86ZM91 23V24H90ZM114 23V24H113ZM117 23H119V24H117ZM183 23H185L184 25H190L183 33H179L178 31H177V28L181 25H183ZM190 23V24H189ZM224 23V24H223ZM68 24V25H67ZM90 24V25H89ZM93 24V25H92ZM95 24H97V25H95ZM131 24V25H130ZM165 24V25H164ZM194 24V26H192ZM56 25H58V27L56 26ZM73 25V26H72ZM83 25V26H82ZM86 25V26H85ZM92 25V26H91ZM118 25V26H117ZM133 25V26H132ZM161 25V26H160ZM25 26L27 27L26 29H25ZM61 28H60V27ZM67 26H70L69 28H70V30H69V28L67 27ZM109 26H111V28L113 29V31H114V33H115V35H116V37H117V51L116 50H112L113 49V45L112 44H110L106 39L108 38V34H110V33H112L113 31H111V30H109ZM158 26H160V27H158ZM219 26V27H218ZM223 26H225V27H223ZM54 27V28H53ZM56 27V28H55ZM72 27H74V28H72ZM89 27H91V28H89ZM98 27V28H97ZM100 27H102V31L101 30H99L100 29ZM119 27V28H118ZM123 28L124 30L123 31H125L126 33H130L131 34V36H132V41H131V43H128V44H126V46H124L123 47V42H119L118 41V34H119V32L120 31H117L118 29L120 30V28ZM133 27V28H132ZM135 27V28H134ZM162 27V28H161ZM191 27V28H190ZM227 27V29H225ZM28 28H30V30H28ZM58 28V29H57ZM67 28V30H65ZM77 28V29H76ZM84 28V29H83ZM87 30H86V29ZM94 28V29H93ZM118 28V29H117ZM126 28H129V29H126ZM131 28H132V30H131ZM150 28V29H149ZM220 28H222V29H220ZM224 28V29H223ZM230 28H231V30H230ZM74 29V30H73ZM89 29V30H88ZM104 29V30H103ZM115 29H117V30H115ZM137 29V30H136ZM145 29V30H144ZM229 29V30H228ZM233 29V30H232ZM240 31H239V30ZM245 30L246 32H244L243 30ZM38 30V29H37ZM73 32H72V31ZM77 30V31H76ZM83 30V31H82ZM91 30V31H90ZM94 30L96 31V32H94ZM98 30H99V32H98ZM129 30V31H128ZM136 30V31H135ZM142 30V31H141ZM204 32H203V31ZM70 31V32H69ZM86 31V32H85ZM105 31V32H104ZM111 31V32H110ZM132 33H131V32ZM220 32V31H222V35L225 37V38H228L229 39V42H228V44L231 46V45H233L234 47H236V48H234V51H232V52H228L227 53V55L226 56H224V57H222V58H220V57H214V56H212L211 54H210V51L209 52H207V48L205 49V44L206 43H209L210 41H211V38H213L212 36H213V34L214 33H216V32ZM224 31H226V32H224ZM228 31H231V32H228ZM238 31H239V33H238ZM243 31V32H242ZM64 32H66V33H64ZM72 32V33H71ZM79 32V33H78ZM81 32V33H80ZM228 32V33H227ZM68 33V34H67ZM76 33V34H75ZM95 35H93V34ZM105 33V34H104ZM238 34L239 36L237 37L235 34ZM240 33H242L241 35H240ZM248 33V34H247ZM36 34V33H35ZM62 35V37H60L59 38V35ZM103 34V35H102ZM137 34V35H136ZM233 34H234V36H233ZM245 34V35H244ZM64 35H66V36H64ZM97 35V36H96ZM227 35V36H226ZM243 35L245 36V41L244 40H242L243 39ZM248 35V36H247ZM54 36V37H53ZM106 36V37H105ZM63 37H65V38H63ZM102 37V38H101ZM104 37H105V39H104ZM237 38V40H236V38ZM239 37H240V39H239ZM53 38V39H52ZM61 38H62V40H61ZM69 39V40H67V39ZM75 38V39H74ZM78 38H79V40H78ZM233 38V41H231V42H233L232 44H231V42H230V40ZM64 39H66V40H64ZM96 39V40H95ZM50 40V41H51ZM75 40L77 41V42H75ZM98 40V41H97ZM99 40H101V41H99ZM235 40V41H234ZM238 40H240V41H238ZM247 40V41H246ZM64 41V42H63ZM80 41H81V43H80ZM97 41V42H96ZM103 41V42H102ZM104 41H106V42H104ZM244 41V42H243ZM58 42V43H57ZM59 42H62L61 44L59 43ZM235 42L237 43V45L235 44ZM242 42V43H241ZM77 43V44H76ZM84 43V44H83ZM97 43H100V45L99 44H97ZM104 43H105V45H104ZM121 43V44H120ZM247 43V44H246ZM58 44H60V45H58ZM83 44V45H82ZM106 44L108 45V46H106ZM242 44V46H240ZM54 45V46H53ZM58 46L57 48H55V46ZM209 45V44H208ZM236 45V46H235ZM98 46V47H97ZM177 46H178V48H177ZM209 47V46H208ZM240 47V48H239ZM43 48V49H42ZM57 49V50H53V49ZM58 48H60V49H58ZM98 49V48H102L103 49V51H102V53H101V56H102V58H101V60L100 61H103V63H104V66H106V65H110V66H112V65H114V66H116L117 68H118V70L115 72V74L113 73V74H103L102 72H100L99 70H98V67H99V65H96L97 64V62H98V57L96 56V54H95V52L97 53V50H95V49ZM43 51V52H41V50ZM164 49V50H163ZM177 49V50H176ZM237 49H239V50H237ZM244 49H246L245 51H243V53H242V51L241 50H244ZM95 50V51H94ZM105 50H106V53H105ZM122 50V51H121ZM191 50H196V52H193V51H191ZM249 50V51H248ZM51 51V52H50ZM57 51V52H56ZM249 52V54H246L245 53V55H247L246 57H248L247 59H246V57H245V55H244V52ZM255 51V52H254ZM49 52H50V54H53L52 55V57L53 58H51L50 56V54H49ZM61 52V53H60ZM247 52V53H248ZM46 53H48V54H46ZM57 53H58V55H57ZM54 54H56V55H54ZM62 54V55H61ZM156 54V55H155ZM196 56H195V55ZM64 55V56H63ZM123 55V56H122ZM126 55V56H125ZM243 55V56H242ZM47 56V57H46ZM48 56H49V58H48ZM62 56V57H61ZM56 57V58H55ZM60 57V58H59ZM121 57V58H120ZM179 57V58H180ZM194 57H196V58H194ZM199 57V58H198ZM39 60H38V59ZM42 58V59H41ZM116 58V59H115ZM124 58V59H123ZM175 58H177V56L175 57ZM174 57H173V59H175ZM19 59L21 60L20 62L21 63H19L18 61H19ZM36 61H34V60ZM54 59V60H53ZM127 59V60H126ZM24 60V61H23ZM62 60V61H61ZM180 60H183V59H180ZM22 61H23V63H22ZM31 61V62H30ZM40 61V63H38ZM42 61V62H41ZM47 61H48V64L50 65H48V64H46L47 63ZM60 61V62H59ZM64 61V62H63ZM119 61H122L123 62V64L122 63H118ZM166 61V62H165ZM45 62V63H44ZM112 62V63H111ZM165 62V63H164ZM43 63V64H42ZM55 63V64H54ZM57 63V64H56ZM7 65L8 66V64H7V62L6 63H4V65ZM22 64V65H21ZM59 64V65H58ZM166 64V65H165ZM16 65H18L19 67H16ZM119 65H124V66H122L121 68L122 69H120L119 70ZM169 65V66H168ZM7 66H5V67H7ZM33 66V67H32ZM126 66V67H125ZM168 66V67H167ZM124 67V68H123ZM3 68V69H2ZM8 68V67H7ZM169 68V70L170 71H167V69ZM65 69V70H64ZM212 69V70H211ZM7 70V71H6ZM22 70V72L20 73V71ZM33 70V71H32ZM158 70V71H157ZM196 70V71H195ZM213 70H215V71H213ZM162 71V72H161ZM24 72V73H23ZM160 72H161V74H160ZM163 72H164V74H163ZM167 72V73H166ZM212 72H214V74L215 75H211V74H213ZM158 73V74H157ZM170 73V74H169ZM197 73V74H196ZM202 73V74H201ZM21 74V75H20ZM26 74H27V76H26ZM29 74V75H28ZM156 74V75H155ZM198 74H201V75H204L203 77H205V78H202V77H200L199 78V76H201V75H199V76H197ZM223 74V75H222ZM13 76L12 78H11V76ZM18 75H20V76H18ZM160 75H161V77H160ZM166 75V76H165ZM219 75V76H218ZM226 75V76H225ZM152 76H154L153 78H154V80H155V82L154 81H152V79L153 78H151ZM157 76H159V78H157ZM164 76L166 77L165 79H164ZM216 78H215V77ZM221 76V77H220ZM1 77H0V79H1ZM6 77H7V79H6ZM169 77V78H168ZM225 79V78H227L226 80H224L223 78ZM8 78H10V79H8ZM25 78V79H24ZM151 78V79H150ZM168 78V79H167ZM217 78H218V80H217ZM229 78V79H228ZM1 79V80H2ZM23 79V80H22ZM64 80L65 81V83H64V85L63 86H61V88H57L56 86H55V84L54 83H56L55 81H57V80ZM107 79H111V80H113L114 82L113 83H115V84H113V83H111L110 85L112 86V87H110V89H112V88H118L117 90H115V88L114 89H112V95H113V97H114V92H113V90H115L116 92H115V97H117V98H115L114 97V108H111V106H110V108H105V109H107L108 111L107 112H109V113H107V112H105L106 110H104L103 112H101L100 113V116H98L99 115V112L97 113V111L96 110H93V108H90V107H86L85 105H84V103H82V101H76V100H71V101H69L70 100V96L69 95H67V92H66V90L68 89V90H71V89H73L74 90V94H75V96H76V98L77 97H79V95L80 94H82L83 92V89H85L86 90V88L87 89H90V88H92V87H95L99 82H101V81H103V80H107ZM147 80L146 82H148V80H151L152 82H154V83H152L151 81H149V82H151V83H147V84H145L146 82H144V80ZM158 79V80H157ZM161 79H164V81H162ZM209 79V80H208ZM215 79V80H214ZM243 79V81H239V80H242ZM0 80V82H2ZM6 80H10L11 81V83H10V81H8V82H6ZM21 80V81H20ZM142 80V81H141ZM201 80V81H200ZM213 80H214V82H213ZM234 81V82H229V81ZM245 80V81H244ZM16 81V82H15ZM202 81H204V82H202ZM210 81V82H209ZM212 81V82H211ZM218 81H220V82H218ZM222 81H226L227 82V84H225V85H221L220 83H223ZM240 83H239V82ZM14 82H15V84H14ZM160 82V83H159ZM225 82V83H226ZM7 83H9L10 85H8ZM18 83V88H19V90H17L16 91V89L15 88H17L16 86V84ZM52 83H53V85H52ZM213 83H215L214 85H213ZM219 83V84H218ZM14 84V85H13ZM67 84V85H66ZM117 84H119V86L117 85ZM121 84V85H120ZM148 84H150V85H152V86H149ZM156 84V85H155ZM216 84H218L217 86H219V85H221L222 87L220 88V89H217L218 91H216L215 89L217 88L216 87ZM231 84V85H230ZM7 85V86H6ZM11 85H13V89L12 90H14L13 91V93H11L12 91L9 89L10 88V86ZM48 85V86H47ZM113 85H114V87H113ZM117 85V86H116ZM157 85H158V87H157ZM65 86V87H64ZM72 86V87H71ZM145 86H146V88H145ZM149 86V87H148ZM216 87V88H214V87ZM1 87V86H0ZM12 87V86H11ZM15 87V88H14ZM48 87V88H47ZM54 88V90H53V88ZM56 87V88H55ZM68 87V88H67ZM70 87V88H69ZM77 87H79L80 89H81V92H80V90L78 89L77 90ZM82 87V88H81ZM151 87V88H150ZM214 88L213 90H212V88ZM135 88V89H134ZM142 88V89H141ZM149 88V89H148ZM219 88V87H218ZM232 88H234V89H232ZM25 89H27V90H25ZM47 89H49V91L47 90ZM52 89V90H51ZM56 89L58 90V91H56ZM144 89V90H143ZM21 90H24V91H22V92H24V93H22V92H20ZM62 90H63V92H66L64 95H63V92H62ZM65 90V91H64ZM75 90L78 92H80V93H78L77 95H76V93L77 92H75ZM134 90V91H133ZM236 90V91H235ZM246 90L247 89H243V91H241L240 90V92H241V98H243L246 102H249V100H250V102L249 103H251L252 102V104H253V102L254 103H256L257 104V110H256V112L258 113V115H257V113L255 112V114H256V116H259V114H260V116H264V96L263 95H261V94H259L258 92V94L255 92V91H253V90H251V89H248L247 90V92H246ZM27 91V92H26ZM53 91H56V93L57 94H55V93H53ZM60 91V92H59ZM162 91H164V93L162 92ZM233 91H235V93L233 92ZM250 91H252V92H250ZM19 92L21 93V95L19 94ZM62 92V94H60ZM160 92H162V93H160ZM213 92H214V95H213ZM217 92H219V93H217ZM240 92H238V93H240ZM250 92V94H248V96H250L249 98H247V93H249ZM8 93H11L10 95L8 94ZM131 93H133V94H131ZM167 93V92H166ZM165 93V94H166ZM217 93V94H216ZM246 93V94H245ZM253 93V94H252ZM2 94L4 95V98H6V99H2L3 98V96H2ZM6 94H8V97H10V98H8V97H6ZM19 94V95H18ZM23 94V95H22ZM144 94V93H143ZM206 94H207V96H206ZM209 94V95H208ZM204 95H205V97H204ZM212 95V96H211ZM216 95V96H215ZM233 95V96H234ZM69 96V97H68ZM214 96H215V98H214ZM254 96V97H253ZM261 96H263V97H261ZM67 97V98H66ZM125 97H127V98H125ZM129 97V98H128ZM156 97H157V95H156ZM199 97V98H200ZM10 99L9 101L11 102H9L8 101V99ZM125 98V99H124ZM236 99H238L239 97H238V94H236V97H235ZM234 97L232 98V101H233V103H234V101L236 100ZM245 98H247V99H245ZM13 99V100H12ZM117 99V100H116ZM201 99V98H200ZM220 99H224V100H220ZM233 99H235V100H233ZM253 101H252V100ZM6 100V101H5ZM16 100H19L18 102L16 101ZM122 100H124L125 101V103L123 104V105H125L123 108H122V103H123V101ZM220 100V101H219ZM256 100H258V101H256ZM5 101V103H3ZM6 102H8V103H6ZM74 102V103H73ZM81 102V103H80ZM224 102L222 103V105H221V103H219L220 105H221V107H220V105H219V107L220 108H222V109H225V104H224ZM236 102V101H235ZM2 103H3V105H2ZM117 105H116V104ZM80 104V105H79ZM224 104V105H223ZM83 105V106H82ZM217 105V106H218ZM17 106H18V108H17ZM85 106V107H84ZM16 107V108H15ZM20 107V108H19ZM83 107V108H82ZM121 107V108H120ZM211 106H209L208 107V111H211V108H210ZM219 107H217L218 109H219ZM227 107V106H226ZM15 108V109H14ZM118 108H119V110H120V113H117V111L119 112V110H118ZM88 109V110H87ZM109 109H112V110H109ZM113 109H115V110H113ZM13 110H14V114L13 113H11V112H13ZM92 110V111H91ZM88 111V112H87ZM112 111H114V112H116V113H110V112H112ZM125 111V110H124ZM91 112H93V115L91 114ZM95 112V113H94ZM106 113V115H105V113ZM122 112V113H121ZM8 113V114H7ZM11 113V114H10ZM18 113V114H17ZM96 113H97V116H96ZM104 113V114H103ZM263 113V114H262ZM12 114H13V116H14V118H15V121H13L14 119H12L13 117H12ZM17 114V115H16ZM20 114V115H19ZM109 114H111V116L109 115ZM262 114V115H261ZM9 115V116H8ZM16 115V116H15ZM21 115H22V119H23V117H24V121L25 122H27L26 124L24 123V121L20 124V122H19V124H14L15 122L17 123V121L18 120H16V119H18V118H20L21 117ZM101 115H103L102 117H101ZM17 116H20V117H17ZM39 116L41 117V119L38 121L37 119H39ZM95 116L96 117V119L98 118H100L99 120L102 122V123H99L98 121V123L96 122V120H95V117L93 118V117ZM106 116V117H105ZM118 116V115H117ZM45 119H44V118ZM91 117V118H90ZM30 118V119H29ZM31 118H32V120H34L35 118H37L35 121H37V125H36V122H35V124L33 123V121L31 120ZM43 118V119H42ZM104 118V119H103ZM26 119V120H25ZM29 119V120H28ZM48 119V120H47ZM103 121H102V120ZM21 120V119H20ZM46 120H47V122L49 121V123H47L46 122ZM9 121V122H8ZM11 121H13V122H11ZM31 122L32 121V123L36 126H31L30 124H29V122ZM43 121V122H42ZM44 121H45V123H44ZM11 122V124H9ZM90 122V123H89ZM95 123V126H96V128H94L95 126H94V123ZM7 123H8V125H7ZM44 123V124H43ZM82 123V124H81ZM85 123V124H84ZM86 123H88L89 125H87ZM93 123V124H92ZM23 124H25L26 126L28 125H30L32 128H33V130L32 129H30L31 127L29 126H27V128H25V129H23L24 127H26V126H24ZM91 124L93 125V126H91ZM15 126V127H19V125H23V126H21V127H19L20 128V130L22 129V132L17 128H15V127H12V126ZM67 126L66 128L65 127H62V126ZM81 125V126H80ZM7 126V127H6ZM89 126V127H88ZM23 127V128H22ZM76 127V128H75ZM93 127V128H92ZM65 128V129H64ZM84 128V129H83ZM12 129H13V131H12ZM19 130V131H16V130ZM28 129H30V130H32V132L30 131V130H28ZM4 130H5V132H6V134H5V132H4ZM24 130V131H23ZM10 131V132H9ZM31 132V139L29 140V138H30V133L29 132ZM71 131V129L68 131L67 130V132H70ZM86 131V130H85ZM37 132V134L39 135H33L34 133H36ZM1 133H0V135H1ZM8 133H13V135L11 134V135H8ZM33 133V134H32ZM51 134H53L52 136H55V134H54V132L53 133H51ZM24 136V138H23V136ZM6 136H0V138H5ZM13 136V137H12ZM36 137H39V138H36ZM7 138L5 139V140H7ZM9 139V138H8ZM25 139V140H26ZM40 140V141H38V140ZM12 139H9V141H11ZM2 142H1V145H3L2 143L4 142V144H5V142H7L9 145L11 144V142L9 143L8 141H4V140H1ZM38 141V142H37ZM82 142V143H81ZM6 143V144H7ZM34 143H36V146L34 147L32 144H34ZM44 143H42V145H43ZM79 144H81L82 145V151H81V148H80V146L81 145H79ZM0 145V149H1V146ZM16 144H13L12 146H15ZM12 146H9V148L7 149V151L8 150H10V148L12 149ZM17 146V145H16ZM33 146V147H32ZM39 146L37 147L39 150L41 149ZM28 148V149H29ZM32 148H34V149H32ZM45 149V148H44ZM163 149V148H162ZM166 149V148H165ZM163 150L164 152H168L169 153V149H168V151H166V150ZM23 150V151H22ZM6 151V150H5ZM79 151H80V153H79ZM24 152H25V155H24ZM30 152V151H29ZM66 152L68 153V155H66ZM82 152V153H81ZM84 152V153H83ZM1 153H3L2 151H0V154ZM27 153V154H26ZM36 153V154H35ZM86 153V154H85ZM88 153V154H87ZM171 153V152H170ZM243 153H245V151L243 152ZM85 156H84V155ZM80 155H78V156H80ZM88 155H91V156H88ZM245 155H246V153H245ZM245 155H240L239 156V160H237L238 161V163L236 162V164L238 165V167H237V165L235 166L234 165V168L235 167H237V169L235 168L234 170L235 171H237L238 173L236 174V175H231V177H238V175H241V174H243V171H245L246 170V168H247V166H249V164H246L247 162H249V160L247 159V156H245ZM29 156V157H30ZM37 156H38V159H37ZM45 156H47L48 157V159L49 158H52V160L51 159H45L44 157ZM68 156H69V158H68ZM242 156H245V161L247 160V162H245L244 161V159H243V157ZM44 158L45 159V163H44V165H42V163L44 162L43 161V159H41V158ZM57 157H58V160L56 161V162H53V158H56L57 159ZM68 158V159H66L67 161H65L64 160V158ZM90 158V160H89V158ZM92 157H93V159H92ZM30 158V159H31ZM40 158V159H39ZM87 158H88V161H87ZM243 159V161H242V159ZM81 159H82V161L83 162H81ZM26 160V162L28 163V164H30V166H28V164L26 163V162H24ZM37 160V161H36ZM39 160V161H38ZM42 160V161H41ZM48 160V161H47ZM91 160L93 161V163H94V166H93V164H91V166H90V163H92L91 162ZM241 160V161H240ZM42 163H41V162ZM54 161H55V159H54ZM62 161V162H63ZM87 162V164H89L88 165V168L86 167H83V166H87V164L85 165V162ZM24 162V163H23ZM39 162V163H38ZM47 162H52L53 163V166H51L50 167V164H49V166H46V165H48V163ZM58 162V163H57ZM37 165H36V164ZM51 163V164H52ZM54 163L55 164H57L56 166L58 167V165H60L59 167L60 168H57V167H54ZM20 164V165H21ZM72 164V165H71ZM77 164H81V167H79L78 168V166H80V165H77ZM82 164H84V165H82ZM68 165H69V163H68ZM68 165H65V166H68ZM19 166V165H18ZM18 166H12V167H14L15 168V170L18 168V169H20L21 168V166L20 167H18ZM64 166V165H63ZM63 166H62V168H63ZM240 166V167H239ZM246 166V167H245ZM78 169H77V168ZM83 168H85V170L83 169ZM92 170H91V169ZM242 168V169H241ZM243 168H244V170H243ZM24 169V168H23ZM23 169H21V170H23ZM58 169V170H57ZM60 169V170H59ZM67 169H69V170H67ZM87 169V170H86ZM239 169H241V170H239ZM56 170V171H55ZM91 170V171H90ZM97 170H96V173H93L94 175L95 174H97ZM4 171V170H3ZM18 171H20V170H17V172ZM55 171V172H54ZM70 171H72V172H70ZM241 171V172H240ZM59 173V175H62V174H64V176L62 175V176H59L58 175V173ZM62 172H64V171H62ZM2 173V172H1ZM54 173H56V175L55 176H57V177H55L54 176ZM68 174V173H67ZM66 174V175H67ZM71 174H72V176H71ZM85 174V175H84ZM233 174V173H232ZM23 175V180L25 179V176ZM90 178H89V177ZM65 177H67L66 179H63V178ZM72 177V178H71ZM2 178V179H1ZM34 178V179H33ZM58 178H60V179H58ZM33 179V180H32ZM65 180L64 182H60V180ZM77 179V180H76ZM91 179H93L92 181H91ZM176 180V181H178L177 183L178 184H176V186H175V183H176V181L173 183L172 181H170V180ZM23 180H20V182H21V184H22V182L23 183H25ZM37 182H36V181ZM49 180V182H47ZM53 180H55L56 182H58V180H59V182L58 183H56L55 181H53ZM87 180V181H86ZM232 180V181H231ZM237 178H234V179H232V178H230V179H228L227 180V184L231 187V184H233V182L235 181L236 182V184H237ZM50 181H51V183H50ZM55 182L54 184L58 187H56L54 184H52L53 182ZM69 181V182H68ZM85 181H86V183H85ZM170 181V182H169ZM180 181H182L181 183H180ZM229 181H231L232 183L231 184H229L230 182ZM35 182H36V185H33V184H35ZM89 182H90V184L91 185H89ZM151 182V181H150ZM171 182H172V184H171ZM234 182V183H235ZM40 185H39V184ZM50 183V184H49ZM64 183V184H63ZM81 183H83V184H81ZM145 183H147L146 185H147V187L149 186V188H146V189H148V191L146 192L145 190V188H143V187H145L146 185H145ZM151 183H153V181L151 182ZM150 183V184H151ZM26 184V183H25ZM43 184V185H42ZM58 184V185H57ZM136 184V185H135ZM138 184V185H137ZM142 184L143 185H145V186H142ZM173 185L174 184V186L173 187H169V186H167V185ZM180 184V185H179ZM235 184V185H236ZM32 185V186H31ZM46 185V186H45ZM158 185H159V187L160 188H158ZM186 185V184H185ZM52 186V188H54V186L56 187V189H58V191L56 192L55 191V189L53 190L52 188H48V187H51ZM74 186H75V188H74ZM86 186V187H85ZM87 186L89 187V186H91V187H89V190H90V194L86 191V189H87ZM141 186H142V188H141ZM234 186V185H233ZM152 187H154V188H152ZM155 187H157V188H155ZM163 187V188H162ZM175 187V188H174ZM2 188H4V189H2ZM6 188V189H5ZM14 188V189H13ZM86 188V189H85ZM123 188H124V191H123ZM133 188V189H134ZM173 188V189H172ZM234 188V190H236L237 191V189H238V186L236 185V186H234L233 187ZM42 189H45V190H42ZM77 191H80L81 192V190L82 191H84V189H85V191L87 192H85V195H84V197H82V196H78V195H80L81 193H83L84 194V192H81V193H79V192H77ZM80 189V190H79ZM92 189V190H91ZM130 189H131V191H130ZM144 190V192L142 191V190ZM155 189H157V190H155ZM165 189V188H164ZM165 189V190H166ZM7 190V191H6ZM10 190V191H9ZM16 190V191H15ZM30 190H32V191H30ZM44 191L45 193L47 192V194H44L45 196H46V199H45V196L43 195V193H41L42 191ZM88 190V189H87ZM88 190V191H89ZM120 190V191H119ZM125 190H128V191H126L127 193H129L130 192V195H132V194H135V195H132V197H133V199H129V198H131V196L129 195V194H127V193H125ZM54 191V192H53ZM134 191H135V193H134ZM153 191V190H152ZM168 191L166 192V191H164L165 193H167L166 195L168 196ZM170 191H169V194H170ZM13 192H14V194H13ZM40 192V193H39ZM119 192H121L120 194H119ZM31 193H33V195L31 196ZM40 195H39V194ZM76 193H79V194H76ZM132 193V194H131ZM140 194V195H137V194ZM146 195H145V194ZM11 194V195H10ZM13 194V195H12ZM18 194V195H17ZM27 194V195H26ZM116 194V196L114 197V195ZM127 196H126V195ZM151 194H152V192H151ZM8 195V196H7ZM20 196V197H17V196ZM34 195H36V197L34 196ZM47 195L49 196V197H47ZM112 195H113V197H112ZM118 195V196H117ZM123 195H125V196H123ZM145 197H144V196ZM165 195V194H164ZM165 195V196H166ZM4 196H6V197H4ZM15 196H16V199L17 200H14L15 199ZM26 196H28V197H26ZM31 196V197H30ZM34 196V197H33ZM43 196V197H42ZM121 196H123V198L121 197ZM136 197V200H135V197ZM142 196V198H140V197ZM38 197H42V198H39V200H37L36 198H38ZM80 197V198H79ZM82 197V198H81ZM118 197V202L116 203V198ZM126 197V198H125ZM128 197V198H127ZM137 197H139L138 199H137ZM163 197V196H162ZM3 198V200H5L6 199V201L4 202V201H2L1 199ZM11 200H10V199ZM23 202V203H25L27 206H31V207H33V208H37V212L36 213H34L33 212V214L35 215H42V217H44V221H42V222H40V223H42V224H46L45 226L43 225V227H47V228H43L42 227V225L39 223V224H36V225H34L32 228H29L27 225V221H25L24 222V219L22 218L21 219V217H23L21 214L23 213H21V214H19L18 213V211H20L21 210V208L22 207H20V206H22L21 205V202H20V200ZM47 200V202L46 201H43V203L44 204H37V206H36V204L35 203H37V202H39V203H41L42 202V200ZM145 198V199H144ZM8 199V200H7ZM31 199H33V201L31 200ZM121 199V200H120ZM125 199H127V200H125ZM141 199V200H140ZM13 200V201H12ZM37 200V202H35ZM40 200H41V202H40ZM78 200V201H77ZM114 200H115V202H114ZM125 201V203L124 202H121L122 203V205H121V207H120V201ZM131 200V201H130ZM134 200V201H133ZM143 200H142V203H143ZM8 201V202H7ZM130 201V202H129ZM140 201V202H139ZM4 202V203H3ZM17 202V203H16ZM35 202V203H34ZM8 203H10L9 205H10V207L8 206V205H6V204H8ZM46 203H47V205H46ZM113 203V204H112ZM143 203V204H144ZM146 203H145V207L143 206V204L140 206V204H138L139 205V207H141V208H139V209H141V210H145V209H147L149 206H147L146 205ZM15 204H16V206H15ZM112 204V205H111ZM119 204V205H118ZM125 205V206H129V205ZM151 203H149L148 205H150ZM8 206L9 208H11V211L6 207V206ZM44 205V206H43ZM46 205V206H45ZM113 205H115V207H113ZM116 205H118V206H116ZM137 205V206H138ZM18 206V207H17ZM39 206H42V207H40V208H38ZM48 206V207H47ZM144 208H143V207ZM17 207V208H16ZM46 207V208H45ZM113 207V208H112ZM117 207V208H116ZM121 208V210H120V208ZM44 208H45V213H44ZM53 209V211L54 212H56V213H54V215L55 216H57V218H55V217H53L54 215H52V217H51V219L52 220H57L58 221V229H57V227L55 228V223L57 222H55V221H52L51 222V219H50V216L49 215H47V214H49L47 211L48 210H51V209ZM16 209H17V211H16ZM40 209H42V210H40ZM117 209H119L120 210V212H119V210H118V212H116L117 211ZM56 210V211H55ZM111 210H113V211H111ZM115 210V211H114ZM8 211H10V213L11 214H9V213H7ZM39 211V212H38ZM43 211V212H42ZM97 211H99V213L97 212ZM100 211L102 212V211H104V212H106V216H105V213L104 214H102V213H100ZM109 211H110V213H109ZM121 211H123V212H121ZM40 212H42V213H44V214H40ZM95 212H97L96 213V215H94L93 213H95ZM126 212V211H125ZM4 213H7L6 214V217H5V215H4ZM12 213H13V215H12ZM59 213V214H58ZM115 213H117L116 215L117 216H114V220L112 219L111 220V217L115 214ZM119 213V214H118ZM120 213H122V215L120 214ZM2 214V215H1ZM61 214V215H60ZM93 214V215H92ZM100 216H102V217H104L103 219H102V217H100ZM113 214V215H112ZM15 215V216H14ZM17 215V216H16ZM19 215V216H18ZM21 215V216H20ZM44 215V216H43ZM58 215H60V217H58ZM107 215H108V217H107ZM109 215H111L110 217H109ZM121 215V216H120ZM49 216V219H50V221L48 220V217ZM91 216H93V217H91ZM97 216H98V218H97ZM120 216V217H119ZM4 217V218H3ZM11 217H13V218H11ZM99 217H100V219H99ZM116 217H119V220H118V218H116ZM123 218L122 220L120 219V218ZM6 218V219H5ZM10 220H9V219ZM19 218V219H18ZM94 218H95V220H97V222H95V220H94ZM106 218H108V219H106ZM9 220V221H5V220ZM58 219H60V220H62V221H59ZM101 219H102V222H101ZM104 219H105V222L106 223H104ZM21 220H23V221H21ZM35 220H37V219H35ZM46 220H47V222H48V224H47V222H46ZM107 220H110V222H112V221H115V223L114 222H112L114 225L112 226V223H107ZM117 220L119 221V224L118 223H116L117 222ZM121 220V221H120ZM3 223H2V222ZM123 221V222H122ZM45 222V223H44ZM60 222V223H59ZM62 222V223H61ZM51 224V225H50ZM53 224V225H52ZM64 224V225H63ZM65 224H67V225H65ZM107 224H109V225H107ZM110 224H111V226H110ZM116 224V225H115ZM126 224V226H124ZM59 225H61V227L59 226ZM107 227H106V226ZM14 226V227H13ZM57 226V225H56ZM104 226V227H103ZM110 226V227H109ZM16 227H19V229H20V227H21V231L20 230H18V228H16ZM51 228V230H50V228ZM52 227H54V228H52ZM60 227V228H59ZM109 227V228H108ZM120 227V228H119ZM16 228V229H15ZM61 228H62V231H60L61 230ZM105 228V229H104ZM116 228L119 230V229H122V230H116ZM48 231H47V230ZM108 230H111L112 232L114 231V230H116L117 232H118V235H116V234H114V235H116V237H117V239L115 238V236H113L111 239H109V237H110V235L111 234H113L112 232H108ZM49 231L52 233V235H51V233H49ZM54 231V232H53ZM124 232V235H125V237L127 238V239H124L125 237L124 236H122L123 234H121V233H123ZM43 232H45V234H46V237H44L45 238V240H43L44 238H41V240H40V237H43L45 234H43ZM57 232H59L60 234H58ZM65 232V233H64ZM67 232L69 233V235H71L70 237H72V240L70 241L69 240V235H68V237H67ZM49 233V234H48ZM56 233V234H55ZM76 233H77V235H76ZM107 234L108 235V233H109V235L108 236H104L103 234ZM79 234H80V236H79ZM121 234V235H120ZM52 237H51V236ZM62 235V236H61ZM66 235V236H65ZM49 236H50V238H49ZM65 236V237H64ZM74 236V237H73ZM79 236V237H78ZM102 236L103 237H105L106 239H107V241L103 238V240L104 241H102L101 240V238H102ZM119 236V237H118ZM62 237H64L63 239H67L66 241H64L63 239V241L61 240V238ZM76 237V238H75ZM37 238V239H36ZM47 238H49V241H48V239ZM51 238H52V240H54L53 242H52V240H51ZM73 238H74V240H73ZM119 238V239H118ZM28 239V240H27ZM71 239V238H70ZM95 240V242H94V240ZM109 239V240H108ZM130 239V238H129ZM43 240V241H42ZM58 240V241H57ZM61 240V241H60ZM75 240H77V241H75ZM97 240V241H96ZM103 242H101V241ZM7 241H8V243H7ZM13 241H15V242H13ZM74 241H75V243H74ZM115 241V242H116ZM184 241V240H183ZM13 242V243H12ZM58 242V243H57ZM118 242V243H119ZM8 244V246H4V244ZM53 243V244H52ZM72 243H74L73 245H72ZM60 246V247H58V245ZM82 245V244H85V245H82V246H80V245ZM94 245V248H93V246L92 245ZM95 244H97L98 246H100L101 247V245L100 244H102V247H103V249L101 248L100 249V247H97V245H95ZM104 244V245H103ZM67 245H68V247H69V245L71 246L70 247V249L69 248H67ZM92 246V247H90V246ZM117 245V246H116ZM116 245L114 244L113 245V249L114 250H116L117 251V249L116 248H118V250L119 249H121L122 251L120 252V251H117V252H119V253H117V254H122L121 256H125V254L127 255V251L124 253V251H123V248H121V246H122V244H121V246L119 245V244H117L116 243ZM66 246V249H68V250H65V247ZM85 246H86V248H85ZM107 246L108 247V249L106 250V248L105 247ZM120 248H119V247ZM63 247V249H64V251L62 252L61 251V248ZM75 247H76V249H75ZM115 247V248H114ZM57 248V250H56V252H54L55 250L54 249H56ZM79 248H81V249H79ZM90 248V249H89ZM98 250V251H102V253L100 254V257L99 256H97V255H99L98 253H100V252H98L96 249ZM59 249V250H58ZM62 249V250H63ZM73 249V250H72ZM78 249H79V251L80 252H77L76 254H75V252L76 251H78ZM86 249V252H87V254H88V256L87 257H85L87 254H86V252H84L83 253V251ZM112 249V250H113ZM75 251L74 252V254L75 255H73V252L72 251ZM88 250H94V252H96L97 254H95L93 251H91V253H92V255H90L91 253L89 252L88 253ZM109 250V251H108ZM113 250V251H114ZM133 250H135V254L133 253V255L132 256H134V255H136V254H139V252L137 253V251H139L138 249L136 250V249H133ZM51 251H53V253L51 252ZM116 251H114V254H116ZM46 252H47V254L49 253V255L47 256V254H46ZM51 252V253H50ZM71 252H72V254H71ZM123 252V253H122ZM185 251H183V249H182V251H181V253L183 254ZM60 253V254H59ZM68 253V254H67ZM94 253V254H93ZM186 253V252H185ZM70 254H71V256L73 255L74 256V258H73V256H72V259L70 258L71 256H70ZM103 254V255H104ZM128 254L129 255H127L126 257H128V256H130L131 254L128 252ZM161 254V255H160ZM159 255L160 256H164L162 253H160ZM50 255H54V256H51L50 257ZM67 255H69L68 257H66V259H65V256H67ZM78 255H77V258H78ZM46 256H47V258H46ZM56 256V257H55ZM82 256V257H81ZM92 256V259L90 258ZM99 257V258H97V257ZM137 256V255H136ZM48 257H50V258H48ZM55 257V258H54ZM93 257H95V258H97L96 260H98V262L95 260L94 262L93 261H90V259L91 260H94L93 259ZM131 257V256H130ZM45 258V259H44ZM67 258H68V260H69V258H70V261L68 262V260H67ZM85 258H87V260H85ZM90 258V259H89ZM165 258V257H164ZM176 258V257H175ZM175 258H172L174 261H176V264H183L179 259H178V257L176 258V259H178V260H176ZM37 259H39V260H37ZM47 259V260H46ZM59 259H57L58 261H59ZM76 259V260H75ZM81 259V261H83V262H81V261H79ZM36 260V261H35ZM42 260V261H41ZM49 260V261H48ZM56 259L54 260L55 262H56V264H60V262L58 263V261H57ZM88 260H89V262H88ZM131 260H133V259H131L130 258V260L128 259V260H125L126 262L124 263V264H129L128 262H130ZM142 260V259H141ZM139 261V262H142V261ZM172 260V262L174 263V261ZM188 260H191V259H187L186 258V261H188ZM38 261V262H37ZM41 261V263H39ZM86 261V262H85ZM100 261V262H99ZM128 261V262H127ZM47 262H50V263H47ZM55 262H53V264H55ZM97 262V263H96ZM133 262V261H132ZM144 262V261H143ZM141 263V264H144V263ZM170 262H171V260L168 262V263H166V264H170ZM178 262V263H177ZM190 262V264H195V262H193L192 260L191 261H189ZM189 262H185L184 264H189ZM192 262V263H191ZM90 263V264H91ZM134 263V262H133ZM133 263H131V264H133ZM137 264H138V262H136ZM136 263H134V264H136ZM52 264V263H51ZM73 264V263H72ZM121 264H123V262L121 263ZM140 264V263H139ZM145 264H147V262H145ZM149 264V263H148ZM175 264V263H174Z\"/></svg>",
  "mask_w": 264,
  "mask_h": 264
}]
</instances>
